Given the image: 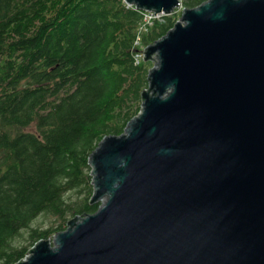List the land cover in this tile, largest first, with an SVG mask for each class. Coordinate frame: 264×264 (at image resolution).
<instances>
[{
	"label": "water",
	"instance_id": "95a60500",
	"mask_svg": "<svg viewBox=\"0 0 264 264\" xmlns=\"http://www.w3.org/2000/svg\"><path fill=\"white\" fill-rule=\"evenodd\" d=\"M155 60L140 113L90 157L98 212L16 264H264V0L185 8Z\"/></svg>",
	"mask_w": 264,
	"mask_h": 264
},
{
	"label": "trees",
	"instance_id": "16d2710c",
	"mask_svg": "<svg viewBox=\"0 0 264 264\" xmlns=\"http://www.w3.org/2000/svg\"><path fill=\"white\" fill-rule=\"evenodd\" d=\"M180 16L154 24L142 45ZM142 22L124 0H0V264L101 207L90 157L141 111L154 67L135 60ZM42 216L50 225L33 227Z\"/></svg>",
	"mask_w": 264,
	"mask_h": 264
},
{
	"label": "built area",
	"instance_id": "2783aa9c",
	"mask_svg": "<svg viewBox=\"0 0 264 264\" xmlns=\"http://www.w3.org/2000/svg\"><path fill=\"white\" fill-rule=\"evenodd\" d=\"M179 5L175 10L173 11V14L181 15L183 10L185 9L183 5V0H179ZM125 4L128 7H132L134 9H137L135 6L129 5L125 2ZM138 10V9H137ZM143 14V22L139 28V35L136 39L135 46L138 48V51L135 52V60L137 64H140L142 61H144L145 58V51L147 49V46L142 45V35L147 33L148 30L156 23H163L165 21V18L167 17L165 14L160 13H154V12H142ZM157 14V15H156Z\"/></svg>",
	"mask_w": 264,
	"mask_h": 264
},
{
	"label": "rangeland",
	"instance_id": "374dc122",
	"mask_svg": "<svg viewBox=\"0 0 264 264\" xmlns=\"http://www.w3.org/2000/svg\"><path fill=\"white\" fill-rule=\"evenodd\" d=\"M147 64H153L154 66L157 64V61H148L145 62ZM73 219V218H72ZM51 223V219L47 218V217H40L38 218L34 223H33V227H48ZM55 237V236H54ZM54 240V238H53ZM53 240H51L50 242L53 243Z\"/></svg>",
	"mask_w": 264,
	"mask_h": 264
}]
</instances>
